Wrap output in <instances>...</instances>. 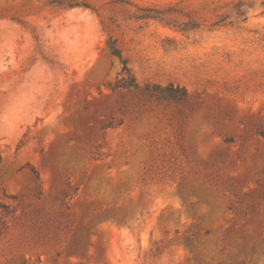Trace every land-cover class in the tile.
<instances>
[{"label":"rangeland","instance_id":"rangeland-1","mask_svg":"<svg viewBox=\"0 0 264 264\" xmlns=\"http://www.w3.org/2000/svg\"><path fill=\"white\" fill-rule=\"evenodd\" d=\"M0 264H264V0H0Z\"/></svg>","mask_w":264,"mask_h":264},{"label":"trees","instance_id":"trees-1","mask_svg":"<svg viewBox=\"0 0 264 264\" xmlns=\"http://www.w3.org/2000/svg\"><path fill=\"white\" fill-rule=\"evenodd\" d=\"M110 50L111 52L118 56L120 59H123V53L122 50L116 46L115 41H110ZM124 63L123 72L125 73L124 77L118 81V85L116 87H139V82L137 81L136 77L132 73L128 62L126 59L122 60ZM145 90L149 92L150 94L156 96L159 99H172V100H184L188 98L189 92L188 90L181 85L175 84V83H169L167 85H161V84H153V85H146ZM108 127L113 126V124L110 122ZM35 176L37 179L40 178V175L38 172L34 170ZM9 212V211H8Z\"/></svg>","mask_w":264,"mask_h":264}]
</instances>
